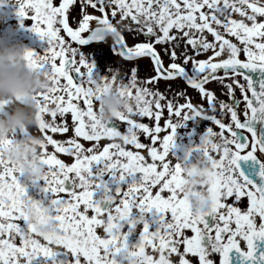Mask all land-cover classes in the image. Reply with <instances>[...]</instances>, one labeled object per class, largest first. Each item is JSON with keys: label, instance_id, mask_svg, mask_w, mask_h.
<instances>
[{"label": "snow or ice", "instance_id": "obj_1", "mask_svg": "<svg viewBox=\"0 0 264 264\" xmlns=\"http://www.w3.org/2000/svg\"><path fill=\"white\" fill-rule=\"evenodd\" d=\"M79 3L82 15L76 27L69 25L67 17L74 0H59L58 5L53 0H21L17 9L23 18L31 11V30L47 41L43 55L32 49H27L25 55L33 67L50 77L52 87L46 93H37L34 98L37 114L41 117L39 162L43 177L21 180L19 170L0 158V218H3L0 222V264H31L38 256L44 258L45 264H121L123 259L136 255L135 250L145 245L153 250L159 248L166 254V264H177L169 254L177 256L178 264H215L210 258L212 253L218 254V264H230L231 250L240 253L242 262H264V251L256 252L257 241H264V161L254 155L257 147L264 153V137L250 125L253 120L264 124V81L257 90L245 71L264 70V0H79ZM86 4L102 15L85 13ZM117 10L118 20L130 18L138 26L133 34H143L145 42L128 45L120 34L112 40V52L126 59L148 57L153 75L138 78V67L135 66L127 73L121 72L119 78L127 76V81L120 94L126 95L130 103L126 111L116 114L115 120L99 124L93 109L95 86L108 77L94 73L93 62L72 43L83 46L101 42L89 28V21L101 19L111 28ZM233 13H238L240 18H232ZM123 25L122 31L129 28L127 23ZM61 29L69 39L61 34ZM84 30L88 31L87 35H82ZM207 34H211L213 40L209 41ZM225 34L241 42L245 60L237 58L240 48ZM181 43L193 50L191 55L183 52L182 64L175 62V48ZM156 44L164 46V53L170 59L167 65ZM205 52L209 53L205 59L195 58ZM222 54H226V58H220ZM238 76L244 78L246 85L239 84ZM177 77L198 90L213 113L217 105L220 115L226 110L231 123L222 122L216 114L208 115L202 109L198 110L191 102L175 104L159 89L150 86L158 79ZM111 78L117 80V73L113 72ZM225 78L228 95L233 101V85H238L242 94L245 89L251 93L250 97L243 95L246 102L243 121L238 118L233 103L219 100L205 87L208 82L217 79L224 82ZM165 107L169 118L165 119L163 127L171 131L159 138L161 126L150 127L142 119L151 117L158 121ZM194 109L220 129L214 132L209 127L197 146L211 170L206 184L208 203L195 208L179 194L184 162L175 159V163H169L167 158L169 153L174 157L170 149L174 144L175 128L181 124V119L170 122L171 116L181 117L185 110L182 118L186 120ZM45 114L48 119L44 118ZM66 114H70L71 125L66 122ZM119 122L124 124L123 131L118 130ZM70 129L73 135L65 140L53 138L52 134H66ZM237 130L251 134L250 148L248 138ZM140 132L151 142L159 139V145L142 143L138 139ZM102 137L113 142L104 144L100 150L98 141ZM80 138L97 143L85 147ZM116 139L122 143L115 142ZM220 139L226 147H217ZM10 142L0 140V151ZM125 145L134 146L136 150ZM47 146H52L56 153L72 156L73 162L58 159L47 151ZM246 148L248 150L241 154ZM141 149H146L147 158L141 154ZM210 151L218 153L219 158L210 155ZM248 159L259 163L260 184L240 170L238 161ZM96 165L101 167L93 171ZM102 174L111 177L116 186L110 189ZM38 180L42 184L37 185ZM29 183L38 188L39 197L26 192ZM164 190L168 195L162 194ZM98 191L99 195L96 194ZM242 197H246L245 209L237 206ZM228 198L232 202H226ZM28 207L36 208L41 219L47 222L46 232L36 231L25 214ZM133 209L142 218L137 240L130 247L127 237L136 231V223L130 220L128 232L121 237L113 213H118L124 220L133 215ZM208 217H211V223ZM13 218L22 224L11 222ZM153 224L155 227H151ZM98 226L104 235L97 234ZM186 230H190L191 235ZM17 237L18 244L15 242ZM240 239L246 250L240 247ZM49 245L62 246L64 251L53 250ZM69 254L71 259H68ZM187 254L197 259L193 261ZM145 264H158V261L147 257Z\"/></svg>", "mask_w": 264, "mask_h": 264}, {"label": "flooded vegetation", "instance_id": "obj_2", "mask_svg": "<svg viewBox=\"0 0 264 264\" xmlns=\"http://www.w3.org/2000/svg\"><path fill=\"white\" fill-rule=\"evenodd\" d=\"M20 2H21V0H0V33H3L6 30H11L14 33V39L22 42L26 48L32 49L35 52L39 53L40 55H43L44 54L43 50L47 47V41L44 39H41L35 32H33L31 30L30 25L33 22L30 19V16L32 15L30 10L28 12L27 18H23V17L18 15L17 9L19 7ZM126 2H130V0H126ZM53 3L58 5L59 0H53ZM110 11L111 10L109 9L108 10L109 15H110ZM133 11H134V9H133ZM84 12L87 14H92L94 16L102 15L98 10H94L90 5H87V4L85 5ZM117 12H118V15H117L116 19H114L112 21L114 24L116 23V20L119 19V10H117ZM81 15L82 14L80 13L79 0H74V5H70L69 11L67 13L69 25L71 27L78 26L77 20L81 17ZM73 17H76L77 19L74 20ZM232 18L237 19L240 17H239L238 13H233ZM95 23H96V20L89 21V28L93 27L95 25ZM121 23H127L129 25L128 29H125L122 31V35L124 36L125 42L128 45H133L136 42H145V37L143 34H140V35H134L133 34L134 30L138 26L134 22H132L130 20V18H126L125 20L121 21ZM41 27H43V25H41ZM108 28L111 29L109 27V25H108ZM61 34L64 35L66 39H69V38H67L66 34L63 33L62 29H61ZM87 34H88L87 30H84V32L82 33V35H87ZM225 36H226V38L230 39L233 43H236L237 46L240 48V51L237 54V58L241 59V60H245L246 57L243 54V50H242L243 45L241 44V42L238 41L236 38L231 37L229 34H225ZM206 38L209 41L213 40V37L211 36V34H207ZM257 39H259V38H257ZM112 43H113V41L111 39H109L107 42H103V41H101V42H89L87 45H83V46L77 45L75 42H73L72 46L78 47L80 51L84 52L90 58V60L93 62V65H94L93 71H94V73L98 74L99 76H103V77L107 76V77L111 78L113 75V72H116L118 75V79L115 81H118V82L123 84V83H126L127 76H124L123 79H120L119 74L121 72L127 73L128 70L134 66L138 67V73H137L138 78H144V77L153 75L151 64H150V59L148 57L133 58V59L123 58V57L116 55L112 52V50H111ZM155 47H156L157 51L160 53V55L163 59V63L165 65H167L170 62V59H169V56L164 53V46H162L160 44H156ZM175 51L177 52V57H176L175 62L182 64L183 63V52L186 51L189 55H191L193 50H192L191 46L185 47L184 44L181 43V45L179 47L175 48ZM208 54L209 53H206V52L200 53V54L196 55L195 58L196 59H203V58H206ZM220 58H226V56L220 57ZM55 62L58 64V62H59L58 59ZM187 68L189 71L191 70V64L190 63L187 65ZM82 70H83V67H82ZM219 74L220 73L218 72V75ZM237 79H239V84L246 85L247 82L244 80V78L242 76H238ZM102 80H104V79H102ZM102 80H100V81H102ZM60 82L61 83L63 82V78H61ZM227 82H228L227 78H225L224 82H221L219 79H217V80L206 83L205 87L207 89L213 91L215 97L218 98L219 100H223L225 103H233L234 109L237 112L238 118L241 119V121H243L245 119V103H246L243 100V95H248L250 97L251 93L247 92V90L245 89V93L242 94L239 86L233 85V97H234V101H233V98H230L228 95ZM150 86H152L156 89H159L162 93H164V95L166 97L171 98V100L175 104H183L186 102H191L198 110L202 109L208 115L216 114L217 117L222 120V122L231 123L230 114L227 113L226 110L224 111L223 115H220V109L217 105L216 112L213 113L211 110L208 109L206 98L201 97L198 90L193 89L191 86L187 85L186 82L179 77L174 78V79H158L154 85H150ZM177 93H180V95L177 96ZM93 109L95 111V100L93 101ZM185 110H187V109H185ZM185 110H182L181 117H176L175 115H172L170 122H176L179 119H183L182 114H183V111H185ZM188 111L190 112V110H188ZM249 114H250V112H249ZM37 116L40 117L38 114H37ZM44 118L48 119L47 114L44 115ZM168 118H169V113L167 111V108L165 107L161 110V117L158 121H156L154 118H151V117H145L142 119V122L147 123L150 127H154L156 124H159L161 126V131H160V133H158V137L162 138L164 135L168 134L169 131H171L170 128L164 129V127H163L165 119H168ZM65 119H66V122L69 123V125H71L70 114H66ZM113 120H115V118ZM40 121H41V119H40ZM251 122H253V121H251ZM250 125H251V123H250ZM209 127H211L214 132L220 131L218 125H216L213 121L208 120L204 117H200V116L194 117L191 114L188 119L183 120V123L179 124L175 128L174 144H173V147L170 149V152L172 154H174V157H172L170 153L168 154L167 158L169 160V163H175V159H177L179 161H183L184 165H185L188 162L194 161L198 156L203 157L200 154V150L197 146L200 145L201 138L204 136L205 132L207 131V129ZM232 127L234 128V125H232ZM118 130H121V131L124 130L123 122H119ZM237 131H241L243 133V135L248 138V140H249L248 148H250L251 147V144H250L251 134L247 133L246 130H237ZM29 132L32 135L41 136V133L39 132V128L30 129ZM16 134L17 135H25V133L20 132V131H18ZM225 134L226 135L229 134L227 129L225 130ZM52 135H53L54 139L65 140L68 136H72L73 133L70 129L66 134H52ZM138 139L142 143H144L145 145H148L149 143H153L155 146L159 145V139L156 142H151L148 137H145L142 134V132L138 133ZM213 139L216 140V139H219V137H213ZM241 139H243V137H241ZM5 140H8V139H5ZM103 141H105V143L103 142V144L99 145L100 150H102V146L104 144L113 142L112 140H110L109 138H106V137H103ZM80 142L82 144H84L85 147H88V145H86V143H85L86 141L83 140V138H80ZM115 142L122 143V141H120L119 139H116ZM39 143H40V147H39V155H40L42 141L40 140ZM125 147L130 148L131 150H136L134 148V146L125 145ZM229 147L234 148V145H229ZM209 149L211 150L210 145H209ZM247 150H248L247 148L245 150H241V154H244V152ZM47 151L55 153V154H63V153H56L55 150L52 148V146H47ZM139 151H141V154L145 155L147 158L146 149H141ZM186 155H187V159H185ZM210 155H213L214 158H217V159L219 158L218 153L210 151ZM254 155H256L258 159L264 161V153H260L258 147H257V150L254 152ZM38 159H39V156H38ZM148 159H150V158H148ZM4 160L7 161L6 159H4ZM69 163H71V162H69ZM238 164H240L241 168L246 169L248 172H253L252 170L256 169L257 167L259 169V163L255 160H252V159L240 160V162L238 161ZM98 167H101V165L94 166L93 171H95L96 168H98ZM241 168H240V170H241ZM19 175H20L19 178L21 180L28 181V180L32 179V178L26 179L20 173H19ZM43 175H44V172L42 170V174L36 175L33 178H35V177H41L42 178ZM182 175L183 176H182V183H181V189H180L181 193H179L180 195H182L183 185L186 183L185 170H183ZM209 175H210V171L207 172V175H206L207 181H208ZM102 178L107 183V185L110 189L114 188L116 186L113 179L111 177H109L107 174H102ZM260 181H261V179H260ZM36 183H37V185H39V184H42V181L38 180ZM122 187H124V186L122 185ZM27 191L30 192L29 195H31V196L39 197L41 195L38 188L33 187L30 183L26 187V192ZM96 194L99 195L100 192L98 191ZM162 194L168 195L166 190H164L162 192ZM59 195H65L66 196L65 193H60ZM192 195L195 196L196 193L193 192ZM183 196L187 200H189L187 193H183ZM116 202H118V200ZM226 202H229V203L232 202L231 198H228V200ZM245 205H246V197H242L241 201L239 202V204L237 206L241 207L242 209H245ZM31 209L33 212L32 217L29 216V213H28V211H26V209H25V214L33 222V224L36 228V231L38 233L46 232L48 229L46 231H38L36 225L37 224H46L47 225V222L41 219L40 214L36 208L31 207ZM88 214L89 215L91 214L90 210H89ZM166 215H170V214H166ZM141 218H142L141 215L139 213H136L135 209H133V215L130 218H126L124 220H121L119 218L118 213H113V219L119 225L118 231L121 234V237H123L124 234L128 232L130 220L136 223V231H132L127 237L130 247L137 240L138 232H139L140 227H141L139 225V220ZM208 220H209V223H211V217H208ZM0 222H3V218H0ZM11 222L22 224V221L17 220L15 218H13V221L11 220ZM256 225H257V227L259 226V217L258 216L256 217ZM232 226H234V223ZM151 227H155V225L153 224V225H151ZM95 231L99 235H104L103 229L99 226L95 229ZM186 231L189 235H191L190 230H186ZM38 239H40L42 243H46L45 241H43L42 238L38 237ZM15 242L17 244L19 243L18 237L16 238ZM239 243H240V247L242 248V250H246V245L242 239L239 240ZM258 246H259V250L257 251V253L264 251V241H259ZM49 247H51V248H53V250H56L59 252L64 251L62 246L49 245ZM135 251H136V255L123 259L121 264H145V260L147 257H153L156 261H158V264H166V261L168 260L167 255L161 253L159 248H157L156 250H153L150 246L145 245L143 248H138ZM231 252L233 253V255H235L237 257L233 258L231 260L230 264H248L247 260L242 262L239 252H236V250H231ZM187 255L193 261L197 259L196 257L191 256V254H187ZM169 258L172 259L173 261L177 262V264H178L177 256L175 254H169ZM210 258L214 260L215 264H218V259H219L218 254L212 253V254H210ZM21 259H23V258H21ZM68 259H71L70 254L68 256ZM117 259L119 260L120 258L118 257ZM31 264H45V261H44V258L42 256H38V257H35L32 259ZM49 264H50V262H49ZM261 264H264V262H261Z\"/></svg>", "mask_w": 264, "mask_h": 264}, {"label": "clouds", "instance_id": "obj_3", "mask_svg": "<svg viewBox=\"0 0 264 264\" xmlns=\"http://www.w3.org/2000/svg\"><path fill=\"white\" fill-rule=\"evenodd\" d=\"M123 27V23L118 20L109 29L108 24L98 19L91 29L101 41L107 42L122 34ZM27 49L22 42L14 39L11 30L0 33V140L11 141L0 151V158L14 165L26 179H31L42 174L38 159L41 138L29 132L30 129L40 127L41 117L37 116L34 98L37 93L48 92L52 81L26 59ZM124 87L109 77L95 86V117L99 124H107L118 112L126 111L130 100L120 94ZM192 116L203 117V113L194 109ZM180 123H183V119ZM18 131L25 135H17ZM217 147H226L222 139L217 140ZM183 167L186 179L183 193L188 194L194 208L205 206L209 199L206 175L211 170L210 164L204 157L198 156ZM26 211L30 217L33 216L31 207L26 208ZM36 226L38 231L47 230L46 224Z\"/></svg>", "mask_w": 264, "mask_h": 264}, {"label": "water", "instance_id": "obj_4", "mask_svg": "<svg viewBox=\"0 0 264 264\" xmlns=\"http://www.w3.org/2000/svg\"><path fill=\"white\" fill-rule=\"evenodd\" d=\"M246 74L250 78V80L253 82V85L256 86L257 90H259V84L261 81H264V70L255 69V70H245ZM256 126L253 127L254 131L259 133V136L264 137V124L261 122L255 120L254 123ZM259 124V125H258ZM259 129V130H258ZM257 130V131H256ZM244 174L251 179L254 183L260 184L261 182L255 181L251 175L248 174V172H244ZM259 241H257V247L256 252L259 250L258 246ZM233 258H236L234 255L230 256V263Z\"/></svg>", "mask_w": 264, "mask_h": 264}, {"label": "rangeland", "instance_id": "obj_5", "mask_svg": "<svg viewBox=\"0 0 264 264\" xmlns=\"http://www.w3.org/2000/svg\"><path fill=\"white\" fill-rule=\"evenodd\" d=\"M224 56H226V54H222L221 57H224ZM203 59H205V58H203ZM237 80L239 81V79H237ZM103 142L105 143V141H103V137H102V138L98 141V144L101 145V144H103ZM85 143H86V145L89 146L90 144H92V143H97V142H89V141H86ZM53 154L56 155L58 159H61V160H62L63 162H65V163L72 162L73 159H74L72 156L67 155V154H55V153H53ZM27 193L29 194L30 192L27 191ZM12 221H13V219H12Z\"/></svg>", "mask_w": 264, "mask_h": 264}]
</instances>
